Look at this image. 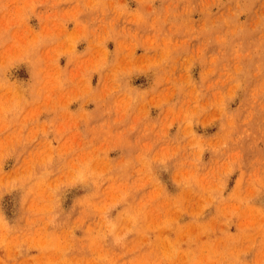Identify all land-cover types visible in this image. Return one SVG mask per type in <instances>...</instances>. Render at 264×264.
<instances>
[{
  "label": "rangeland",
  "instance_id": "obj_1",
  "mask_svg": "<svg viewBox=\"0 0 264 264\" xmlns=\"http://www.w3.org/2000/svg\"><path fill=\"white\" fill-rule=\"evenodd\" d=\"M0 264H264V0H0Z\"/></svg>",
  "mask_w": 264,
  "mask_h": 264
}]
</instances>
